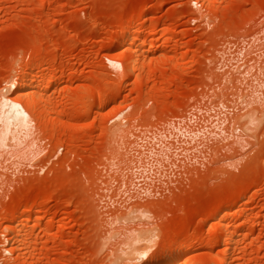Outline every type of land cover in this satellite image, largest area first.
<instances>
[{"label":"rangeland","instance_id":"1","mask_svg":"<svg viewBox=\"0 0 264 264\" xmlns=\"http://www.w3.org/2000/svg\"><path fill=\"white\" fill-rule=\"evenodd\" d=\"M0 132V264H264V0H0Z\"/></svg>","mask_w":264,"mask_h":264},{"label":"bare ground","instance_id":"2","mask_svg":"<svg viewBox=\"0 0 264 264\" xmlns=\"http://www.w3.org/2000/svg\"><path fill=\"white\" fill-rule=\"evenodd\" d=\"M135 36V35H134ZM136 36H137V33H136ZM136 36L134 37V39L136 38ZM137 39V38H136ZM131 40H133V38L131 39ZM136 41V40H135ZM154 46V45H153ZM129 48L131 47H138L136 44H135V42L134 41H132V42H130L129 43V46H128ZM148 47L150 48V50H151V48H152V45L150 46V44L148 45ZM133 49V48H132ZM149 50V49H148ZM134 51H136V50H134ZM133 53V52H132ZM130 55V54H129ZM138 56V54H136V52L133 54V56H134V58L132 57H128V58H126V60H124L123 59V62L125 61V66L127 65V66H129V69H131L132 71H137L138 70V68H136L137 66H138V64H136L139 60H137V59H139V58H137L136 59V56ZM132 56V55H131ZM109 61H112V60H109ZM135 61H136V63H135ZM110 63V62H109ZM112 64H117V63H115V62H111ZM111 64V65H112ZM135 64H136V66H135ZM126 66V67H127ZM121 67V66H120ZM119 67V68H120ZM125 67V68H126ZM114 68V67H113ZM135 68L137 69V70H135ZM127 69V68H126ZM150 69V68H149ZM150 71V70H149ZM148 72V71H147ZM128 73H130V72H128ZM132 74V73H131ZM136 74H137V72H136ZM136 74H133V75H135L136 76ZM142 79H143V77H142ZM68 81V80H67ZM67 81H65V82H67ZM25 82V81H24ZM23 82V83H24ZM22 83V85H24ZM21 85V86H22ZM26 85V84H25ZM25 87V86H24ZM24 93V92H23ZM24 95H26L25 93H24ZM5 99H9V98H5ZM10 101H11V99H9ZM12 102H14V101H12ZM16 102V101H15ZM27 102V101H26ZM22 103V102H21ZM23 104H25V103H23ZM27 104H28V102H27ZM27 104H25L26 106L25 107H27L28 105ZM35 105V104H34ZM36 106V105H35ZM25 107L23 106V111H25L26 109H25ZM21 108H22V106H21ZM27 110H28V108H27ZM21 109H20V107L19 106H17L16 104H11V105H8V110L6 111V112H4L3 113V115H2V124L4 125V129H5V127L7 128L8 126H10L13 122H16V123H21L20 121H23V112ZM29 112V111H28ZM40 116V115H39ZM42 116V115H41ZM40 116V119H42V117ZM33 122V121H32ZM33 124V123H32ZM3 127V126H2ZM29 130V129H28ZM3 131V130H2ZM4 132V131H3ZM0 136H1V132H0ZM7 136H8V134H7ZM28 136V135H27ZM18 137V136H17ZM7 139V138H6ZM22 139H23V137H22ZM24 139H26V138H24ZM23 139V140H24ZM28 139V138H27ZM5 143H6V141H5ZM19 144V143H18ZM22 146V145H21ZM20 146V147H21ZM19 148V147H18ZM3 149V148H2ZM13 149V148H12ZM9 150V149H8ZM216 218H218V217H216ZM217 220V219H216ZM215 225L216 226H218V227H221V225H220V222H219V225H218V222H217V224L215 223ZM149 232V231H148ZM140 234H141V232H140ZM145 235V234H144ZM146 235H147V233H146ZM224 235H225V233H224ZM222 236V237H226L227 235H225V236ZM148 236H150V235H148ZM227 238V237H226ZM225 239V238H224ZM139 240V239H138ZM153 241V240H152ZM166 242V241H165ZM139 245V244H138ZM169 247V246H168ZM183 247V246H182ZM181 247V248H182ZM170 248V247H169ZM171 249V248H170ZM166 250H168V248L166 249ZM178 250V249H177ZM182 251H183V248H182ZM178 252H180L179 250H178ZM154 254H157V253H155V251L153 252ZM149 254H150V252H149ZM151 254H152V250H151ZM150 254V255H151ZM147 251H145L143 254H142V256H145L146 257V259L145 260H147V257L149 256V255H147ZM154 256H156V255H154ZM153 257V256H152ZM159 257V256H158ZM160 257L161 258H159V259H161V261H163V264H176L177 263V259H178V253H177V251L175 250V251H172V249L171 250H168V251H164V254H160ZM183 257V256H182ZM144 259V258H143ZM150 259V258H149ZM158 259V258H157ZM182 260H183V258H181ZM145 260H143V261H145ZM148 261V260H147ZM181 261V260H180ZM185 261V260H184ZM184 261H182L183 263H184Z\"/></svg>","mask_w":264,"mask_h":264}]
</instances>
